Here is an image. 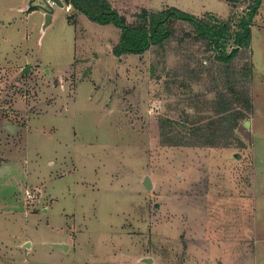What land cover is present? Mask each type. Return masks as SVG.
Wrapping results in <instances>:
<instances>
[{
  "label": "rangeland",
  "instance_id": "1",
  "mask_svg": "<svg viewBox=\"0 0 264 264\" xmlns=\"http://www.w3.org/2000/svg\"><path fill=\"white\" fill-rule=\"evenodd\" d=\"M29 1L0 0V264H264V0L229 62L182 19L118 56V26ZM108 1L234 26L254 2Z\"/></svg>",
  "mask_w": 264,
  "mask_h": 264
},
{
  "label": "trees",
  "instance_id": "2",
  "mask_svg": "<svg viewBox=\"0 0 264 264\" xmlns=\"http://www.w3.org/2000/svg\"><path fill=\"white\" fill-rule=\"evenodd\" d=\"M262 0H254L246 13L235 18L207 21L205 17L171 5L159 10L144 9L140 21L132 25L114 8L108 0H66L83 12L89 19L100 24H114L121 29L119 41L113 47V53H143L153 44H162L171 34L169 23L173 19H182L192 23L198 33L210 39L217 51V58L229 62L241 46L251 41V21L257 13Z\"/></svg>",
  "mask_w": 264,
  "mask_h": 264
},
{
  "label": "water",
  "instance_id": "3",
  "mask_svg": "<svg viewBox=\"0 0 264 264\" xmlns=\"http://www.w3.org/2000/svg\"><path fill=\"white\" fill-rule=\"evenodd\" d=\"M34 0H30V6H38L45 11V23L46 27L51 21L53 17V13L55 11V5L65 6V2L63 0H43L41 4H34ZM30 68V63L26 66V69Z\"/></svg>",
  "mask_w": 264,
  "mask_h": 264
},
{
  "label": "crops",
  "instance_id": "4",
  "mask_svg": "<svg viewBox=\"0 0 264 264\" xmlns=\"http://www.w3.org/2000/svg\"><path fill=\"white\" fill-rule=\"evenodd\" d=\"M26 5H27V3L22 4V5H19V6L17 7V11L20 12V10H24L25 8H31V9H32L31 11H36V10H38V9H37L38 6L35 7V8H34V7L32 8V7L30 6V3H28L27 6H26ZM55 6H56V5H55ZM38 8H39V7H38ZM41 9H42V8H41ZM42 10H43V9H42ZM38 11H39V10H38ZM43 11H44V10H43ZM44 12H45V11H44ZM52 18H53V17H52ZM4 170H5V169H4ZM4 170H3V171H4Z\"/></svg>",
  "mask_w": 264,
  "mask_h": 264
}]
</instances>
